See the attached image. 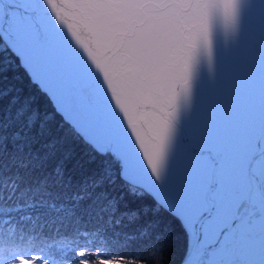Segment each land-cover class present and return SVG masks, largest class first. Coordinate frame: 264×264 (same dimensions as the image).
<instances>
[{"label":"snow or ice","instance_id":"6c2138e0","mask_svg":"<svg viewBox=\"0 0 264 264\" xmlns=\"http://www.w3.org/2000/svg\"><path fill=\"white\" fill-rule=\"evenodd\" d=\"M21 262L264 264V0H0Z\"/></svg>","mask_w":264,"mask_h":264},{"label":"trees","instance_id":"16d2710c","mask_svg":"<svg viewBox=\"0 0 264 264\" xmlns=\"http://www.w3.org/2000/svg\"><path fill=\"white\" fill-rule=\"evenodd\" d=\"M180 247H181V241H180L179 235L177 234L176 244H175L174 249L172 250V259L174 261L178 259ZM21 264H27V262H21Z\"/></svg>","mask_w":264,"mask_h":264}]
</instances>
